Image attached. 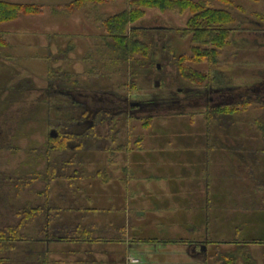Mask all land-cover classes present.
<instances>
[{
	"label": "rangeland",
	"instance_id": "1",
	"mask_svg": "<svg viewBox=\"0 0 264 264\" xmlns=\"http://www.w3.org/2000/svg\"><path fill=\"white\" fill-rule=\"evenodd\" d=\"M75 1L0 0L34 8L0 23V37L11 46V57L0 59L1 110L10 90L25 82L15 95L20 97L0 115V229L15 225L16 205L43 203L41 181L23 190L13 184L29 177L16 171L31 161V142L35 154H44L50 132L66 141L63 151L47 153L55 172L47 195L61 219L49 225H71L69 210L82 203V208L97 209L90 213L95 225L122 222L128 230L123 245L103 249L93 244L96 262L117 259L125 247L128 261H136L130 264H203L217 248L200 247L204 231L216 242L254 241L249 249L257 264L264 263V246L256 243L264 241V133L256 125L264 117V0H189L197 6L208 1L207 8L230 16L215 15L226 38L212 62L199 55L203 47L186 31L192 6L141 5L126 29L143 28L135 33L148 48L149 61L138 54L135 64L108 70L98 62L96 72L84 58L107 32L106 18L141 0H79L69 6ZM68 38L74 47L63 55ZM48 43L50 78L41 60ZM33 54L39 60L31 59ZM61 74L68 78L61 82ZM48 98L52 108L39 109ZM211 102L237 107L238 113L207 119ZM22 116L39 121L48 116L53 126L42 128L33 120L27 127L32 135L13 141ZM194 224L201 230H190ZM25 232L29 237L38 233L32 225ZM153 238L190 243L147 242ZM21 248L6 256L17 258ZM85 252L82 245L67 264H93Z\"/></svg>",
	"mask_w": 264,
	"mask_h": 264
},
{
	"label": "trees",
	"instance_id": "2",
	"mask_svg": "<svg viewBox=\"0 0 264 264\" xmlns=\"http://www.w3.org/2000/svg\"><path fill=\"white\" fill-rule=\"evenodd\" d=\"M100 1L101 0H83L82 2L97 4ZM77 2L80 3L78 0L69 6L75 5ZM177 3L181 4V6H192V16L188 21V28L186 31H190L194 35V38L196 37L195 40L197 39L198 43H200V45L203 47L201 51H198L199 55L212 62L214 57L218 54L217 49L220 48V43L226 38V36H224L226 30L221 29V27H219L220 25H217L218 23H216L215 15L220 14L224 16V19H228L227 16H229V14L222 9L207 8L206 5L209 3L208 1L201 3L199 5L201 7H199L194 5L189 0H141L131 2L129 10L126 9L118 14L111 15L106 18V22L103 24V26L107 28V32L98 39L99 43L96 45L95 50L88 51L84 59L92 66L100 62L102 67L106 70L111 68L121 69L125 65H133L137 61L136 55L138 54L142 55V59L148 62L150 59L148 48L140 40L141 37L139 35L137 36L135 33V31L142 29H140V27H132L130 28L132 33H128L126 26L128 23L133 21V14L137 13L136 10L140 9L141 5L146 4L167 9L171 6L177 7ZM135 7L137 8L135 9ZM33 9L34 8L31 6L10 5L8 3L0 2V23L15 20L23 11L29 13V11H32ZM132 11H135V13ZM50 42L51 40H49V43ZM49 43L46 46L47 53H44L43 59L41 60L47 66V73L50 78L53 74L50 61L53 58L50 53ZM73 47V41L71 38H68L66 48L61 50V53H63V55L66 54V52H69L71 49H73ZM10 49L11 46L9 42L0 37L1 60H7L11 57L9 55V52H11ZM39 50L41 49L39 48ZM34 52L37 51L34 50ZM30 58H36L39 60L40 57H35L33 54L30 56ZM63 58L62 61H65L64 56ZM180 59V61H182V58ZM0 63L1 65L3 64L2 61H0ZM59 70L61 71L62 69L60 68ZM90 71L96 72L95 66L90 67ZM183 73L188 77L195 78V74H192L189 70H183ZM67 78V74H61L60 77H58L61 82ZM199 80H205V76H200ZM221 82V79H218V84H216L218 88L223 86ZM23 83L21 82L17 87H14L10 90V96L5 98L1 103L2 110L0 109V115L10 107L12 102L16 101L20 97L15 95L19 93L20 86ZM26 83L30 84V80H26ZM57 102L58 104H63V99ZM211 104L212 102L207 105V119H215L217 117L220 118V116H225L229 113L232 115L238 113L237 107L221 103L219 104L216 102L212 105ZM37 107L39 109L44 108L49 111L52 108L50 98L39 103ZM131 109L133 110L135 108ZM33 120H35L36 123H42L40 126L42 128L44 127L48 129L53 126L51 121H49L48 116H43L41 121L36 119L34 116H22L18 122L17 131L13 135V141L18 140L17 138L23 134L25 136L32 135L31 133L33 131L27 127L28 124ZM260 120L261 121H256V125H260L261 129H263L262 132L264 133V117H262ZM39 129L41 130V128ZM111 130H113V128H111ZM67 139H69V137H67ZM79 139V141H81V138ZM110 139L112 140L113 138ZM130 139L131 138L129 137V140ZM135 139V142L139 141L137 138ZM65 141L59 135L53 136L50 132L47 133L45 135L44 142L46 152H44V154L42 153V155H37L34 153L33 149L35 148L34 146L36 143L31 142L32 146L30 147L29 153L31 154V161H26L25 164L23 163L25 167L16 171L18 176L24 177L27 175L29 177L27 178L26 182L15 180L13 186L16 190H23L24 187H30L34 181H41L44 188L43 191L39 193L43 198V203L36 205L35 207L28 203L16 205L15 215L17 221L15 225H9L4 229H0V264H12L14 262L17 264H67L68 256H70L71 253L78 254V251L81 249L82 245H86L85 253L86 255L90 256L88 258L92 260L93 264H117L114 262V260H109V257V261L107 262H96L95 258L92 256L90 247L96 243L99 244L101 248H103L108 244L115 245L123 242V238L127 237L128 235V230L124 228L125 226L122 222H119L116 226L109 223L105 226H97L94 224V222H91L92 220L90 219V213H94L93 211H97V209L82 208V203H80V205L77 204L74 207H71L69 210L73 215L70 217V220H67V222L69 221L71 225L67 224L66 222H63V224H58V226L49 225L51 221L54 222V219H61L58 217V211L55 208H51L52 204L49 200V196L47 195L49 192L50 183L54 179L55 175L53 165L48 163L46 160L48 155L47 153L51 150L63 151L65 149ZM41 163H43V167L40 169L39 167ZM123 171L124 174L128 173V166H126ZM97 174L100 175L99 173ZM22 179L24 180V178ZM11 182L12 181H9V183ZM78 200L81 202V196H79L77 201ZM122 213L128 217L127 210H123ZM39 219L42 220V223H38ZM233 222L234 221H232V223ZM30 225H32L38 232L35 236L33 235L29 237L25 234V231H28ZM194 229H196V231H200L201 227L194 224L193 228L190 230L194 232ZM147 242L166 244L190 243L188 241L182 240H166L162 242L158 238L150 239ZM57 243H64V246L58 247L55 245ZM199 243L201 244L200 247L204 246L203 244L217 247L214 250L212 249V255H206L207 257L205 256L207 253L206 249L205 251L201 252L205 256V262L203 264H257V261L249 249V246L255 243L254 241L247 242L243 239L240 241L238 238H236L234 241L216 242L215 240L211 239V236H209L207 232L203 231V235L201 236ZM256 243L264 246V241L259 240ZM224 244L228 245V249L221 250L220 245ZM19 245L22 247L21 249L23 254L21 253L22 255L18 256L17 258H8L6 253H10L19 247ZM21 245H23L24 248ZM104 253L106 256L110 255V253L108 254L106 250H104ZM55 258H57V260H55Z\"/></svg>",
	"mask_w": 264,
	"mask_h": 264
},
{
	"label": "crops",
	"instance_id": "3",
	"mask_svg": "<svg viewBox=\"0 0 264 264\" xmlns=\"http://www.w3.org/2000/svg\"><path fill=\"white\" fill-rule=\"evenodd\" d=\"M123 244L125 243L122 242V245ZM126 251H127V248L125 247L122 250H119V253L117 254V259H113L114 262L117 264H130V262L128 261L129 258H127L126 256ZM99 262H102V261H99Z\"/></svg>",
	"mask_w": 264,
	"mask_h": 264
},
{
	"label": "built area",
	"instance_id": "4",
	"mask_svg": "<svg viewBox=\"0 0 264 264\" xmlns=\"http://www.w3.org/2000/svg\"><path fill=\"white\" fill-rule=\"evenodd\" d=\"M129 262H130V263H134V262H136V261H135V260H130Z\"/></svg>",
	"mask_w": 264,
	"mask_h": 264
},
{
	"label": "water",
	"instance_id": "5",
	"mask_svg": "<svg viewBox=\"0 0 264 264\" xmlns=\"http://www.w3.org/2000/svg\"><path fill=\"white\" fill-rule=\"evenodd\" d=\"M140 29H143V28H140ZM156 29H160V30H161L162 28H161V27H159V28H156ZM157 85H158V83L156 84V86H157Z\"/></svg>",
	"mask_w": 264,
	"mask_h": 264
}]
</instances>
